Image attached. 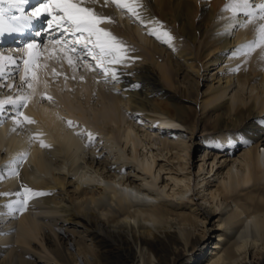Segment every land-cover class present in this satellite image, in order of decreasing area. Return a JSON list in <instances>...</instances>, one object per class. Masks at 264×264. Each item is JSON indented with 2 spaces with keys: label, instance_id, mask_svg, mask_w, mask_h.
Here are the masks:
<instances>
[{
  "label": "bare ground",
  "instance_id": "bare-ground-1",
  "mask_svg": "<svg viewBox=\"0 0 264 264\" xmlns=\"http://www.w3.org/2000/svg\"><path fill=\"white\" fill-rule=\"evenodd\" d=\"M31 2L32 13L46 0L23 9ZM226 2L136 0L137 19L111 0H85L111 17L101 27L127 46L125 62L112 66L118 81L106 79L80 46L70 65L53 41L73 37L51 29L46 50H34L33 87L13 84L9 96L31 97L22 111L35 123L17 126L12 105L0 113V193L11 194L0 196V264H264V48L235 54L255 31L241 26L243 13L224 11ZM0 9L21 29L0 35V55L27 59L25 43L16 55L3 53L10 47L3 42L39 46L23 28L38 34L51 17L27 19L7 3ZM157 22L170 42L152 34L161 31ZM54 71L79 82L82 101L48 85ZM178 128L224 153L208 162L204 153L189 171L181 154L188 145L167 133ZM26 187L45 194L9 214ZM191 191L199 196H186Z\"/></svg>",
  "mask_w": 264,
  "mask_h": 264
},
{
  "label": "snow or ice",
  "instance_id": "snow-or-ice-1",
  "mask_svg": "<svg viewBox=\"0 0 264 264\" xmlns=\"http://www.w3.org/2000/svg\"><path fill=\"white\" fill-rule=\"evenodd\" d=\"M109 0H103L102 6H107ZM111 2L122 9H127L130 13L136 16L137 19H141L140 13L136 10V0H111ZM0 3H7L10 8H18L20 12L24 9L22 5L27 4L28 0H0ZM92 5L101 3V0H91ZM94 6H86L85 0H46L39 7L31 13L27 19L38 18L42 14H48L51 19L47 21V27L51 30L53 28L62 30L63 36H71L73 39L65 40L63 38L54 40L53 43L59 46V51L63 53L68 63L71 65L74 63L73 54L78 52V47L87 50V54L92 57L96 62V68L100 69L106 79L118 81V70L114 65H120L127 59L126 52L127 46L122 43L118 37H116L111 31L101 27L104 23H110L111 17L105 16L99 13ZM224 11H231L233 17L239 13H243L245 20L241 22V26L247 27L252 25L255 31V39L247 42L245 45H241L243 51H238L237 55H248L255 51L257 48H264V0H227L224 5ZM5 10L0 9V35L8 32L20 31V27L9 24L4 15ZM13 20H23L21 17H12ZM143 23L144 21L141 20ZM161 31L157 33L153 30L152 34L157 35L158 38L164 40V42H170L173 37L170 32L163 30V26L157 22ZM227 30V29H226ZM37 45L29 43L27 45V59L23 60L25 65L23 77H20L23 84H27L28 88H32L33 84L30 81L29 73L31 72V79L36 78V74L32 71L35 66V60L39 55L38 51H34ZM7 61V63H5ZM15 66L18 69L17 60L14 57H6L0 55V79H7L5 72L6 68ZM11 88L12 85H5ZM30 96H18L15 99L7 97L0 100V113L6 111L5 105H12V111L14 113L13 119L17 126L23 127L26 124H34L35 121L25 116L22 109L27 107V101ZM51 100L52 97H46ZM22 118V119H21ZM69 126H72L73 122L68 121ZM15 130V129H13ZM89 140H93L94 137L91 133ZM38 139V135L30 137V140ZM42 147H49L43 140L39 141ZM23 155L26 154H22ZM13 174H17L13 172ZM42 192H35L30 188H25L23 193L17 192V196H23V199L15 201L18 208L13 207L12 204L7 205L10 209L9 214L15 211L25 210L28 201L36 196L44 195ZM10 193L3 192L0 196H9Z\"/></svg>",
  "mask_w": 264,
  "mask_h": 264
},
{
  "label": "rangeland",
  "instance_id": "rangeland-1",
  "mask_svg": "<svg viewBox=\"0 0 264 264\" xmlns=\"http://www.w3.org/2000/svg\"><path fill=\"white\" fill-rule=\"evenodd\" d=\"M34 5H35V2L29 3L25 7L24 11L21 12V13L24 14L25 16H27V17L30 16L31 9L33 8ZM43 17L44 16H42L41 19H40L41 22L43 20ZM43 22H44V20H43ZM43 22L41 23V27H40L39 32H41V31L46 32L45 35H46L47 38L46 37L44 39L41 38V39H43L42 41H38L37 40V43H39V46H37V48L39 47L41 52L43 50H46L47 45H48L46 43V40L51 37L52 32H53V30L51 31L48 27H46V23H43ZM45 30H50V31H45ZM12 40H14V38ZM3 43L6 44L7 46H10L9 48H7L6 46L1 47L3 49V51L1 50L3 53H7L8 51L9 52L11 51L12 53L15 52L16 55H17V53L20 52V51L18 52V50H17L18 46H21V47L23 46V49H24L23 43L28 45L30 42H22V45H20L19 43L18 44L13 43L11 41H9L7 43L6 42H3ZM35 45H37V44L35 43ZM14 48H16V49H14ZM16 55H14V56H16ZM74 55H76V54H74ZM16 57H17V59L19 57V60L17 61L18 69L15 66H12L11 69H8V70L5 69V72L7 74V79H0V96H2V97L3 96L9 97V96L13 95L14 92H15V91H13L12 87L8 88L5 85H12L13 86V84H15L17 86V90H21V89L23 90L27 86V84H23L22 85V83H21L22 81L19 78L20 77L19 74L21 72H24V68H25L23 60L20 59L21 56L17 55ZM48 61L49 62L53 61L51 55H49V54H48V58L45 60V62H48ZM87 61L89 63L93 62L90 59H87ZM212 68L213 67H211L210 69H212ZM54 72L53 73L49 72L47 74V77H46L47 80L46 81H47L48 85L51 86V87H56L59 91L62 92V94L66 93L68 95V97L73 102L82 101L83 95H81V92L78 91L79 82L76 79H74V78H71V77H68V76L65 77L60 72H57V71L55 73ZM213 72H215V71H213ZM24 75H25V73L22 74V77ZM202 81L204 82V84H199V90L200 91L205 90V85L208 83L207 76H204V79ZM43 99L46 100V98H44V97H43ZM95 99H96V97L92 96L90 98H87V102H89L91 100V102H89V104H93L91 106L94 107V106H96V102L95 101H97ZM46 101H48V104H50V105H57L58 104L59 106H62L57 101V99L55 97H52L51 100L47 99ZM43 103L46 104V102H43ZM63 110L67 111L65 107H63ZM167 130H170V129H167ZM167 133H168V135H171V138H174V137L178 138L179 140H181L183 142H186V144L188 145L187 146V150L186 151H181V154H183V156L185 157V161L187 162L185 167H187V169L189 171H196L198 165L203 163V155H204V153L208 154L207 157H209V158L208 159L205 158V160L207 162L213 159L212 157L215 155L216 152H220V153H218L219 156L224 153V152H222L220 150L215 149V147L212 146L213 144L211 142H209V141H206V140L202 141L200 139L198 140L197 138L191 139L189 137V133L184 128L172 129V130H170ZM183 145H185V144H183ZM153 147H156V146H153ZM237 149H236L235 154H233V156L238 155V153H240V150H237ZM260 149H262V147H260ZM224 157L225 156H221V157H219V159H223ZM159 159H162V158H159ZM174 162H176V160ZM183 172H186V171H183ZM163 176H165V175H163ZM207 180H211V183L207 184V187H209L210 189L211 188L213 189L214 186H215L213 177H211L209 179L207 178ZM203 182L205 183L206 179L203 180ZM170 183H172V182H170ZM191 185H193L192 181H191ZM199 189H200V187L199 188L197 187L194 191L197 192V190H199ZM193 193H194L193 191L188 192L186 194V196H192ZM198 196L199 195H194L193 194V197H195V198L198 197ZM185 201L187 202V200H185ZM134 226L136 227V224ZM211 244H212V241H208V243H206V246H205V248L203 250L205 253H208L210 251Z\"/></svg>",
  "mask_w": 264,
  "mask_h": 264
}]
</instances>
